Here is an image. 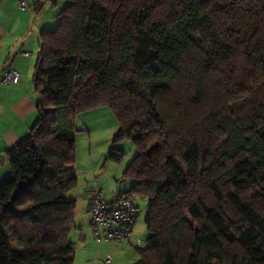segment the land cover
I'll list each match as a JSON object with an SVG mask.
<instances>
[{
    "label": "trees",
    "instance_id": "obj_1",
    "mask_svg": "<svg viewBox=\"0 0 264 264\" xmlns=\"http://www.w3.org/2000/svg\"><path fill=\"white\" fill-rule=\"evenodd\" d=\"M67 1L39 35L36 121L6 151L0 264H73L74 120L101 106L137 149L134 264H264V0Z\"/></svg>",
    "mask_w": 264,
    "mask_h": 264
},
{
    "label": "crops",
    "instance_id": "obj_2",
    "mask_svg": "<svg viewBox=\"0 0 264 264\" xmlns=\"http://www.w3.org/2000/svg\"><path fill=\"white\" fill-rule=\"evenodd\" d=\"M67 3V0H31L28 9L20 10L16 0H0V74L7 68H12L20 75L18 83H0V180L8 177L11 172L6 151L29 132L37 118L35 67L40 32L56 27L59 13ZM25 52L28 54H24ZM86 161L79 164L75 159L74 164L66 169L68 175H75L77 178V186L73 189L76 193L72 190L74 194L72 191V195L69 194L75 200L73 228L68 236L75 247L73 264H90L95 252L94 244L100 243L95 242L88 218L92 190H101L105 199L110 202L114 198L113 194L130 189L133 183L123 176L124 172L120 175L122 178L113 173L108 179L116 181L115 191L106 190V193L101 187L105 184L106 174L97 178L94 174L95 163H91L90 156ZM92 175L94 181L89 178ZM139 219L140 216L130 238L123 242L132 245L137 251L142 243L135 246L137 238L133 234ZM124 249L128 248L125 246ZM138 258L139 252L137 256L130 255L126 261L120 258L116 263L111 260L108 264H134Z\"/></svg>",
    "mask_w": 264,
    "mask_h": 264
},
{
    "label": "rangeland",
    "instance_id": "obj_3",
    "mask_svg": "<svg viewBox=\"0 0 264 264\" xmlns=\"http://www.w3.org/2000/svg\"><path fill=\"white\" fill-rule=\"evenodd\" d=\"M74 122L77 129L75 134L76 161L79 164L81 162H87L86 160H89L90 156L92 161L91 163H95V176L98 178L101 175L106 174V180L104 181L105 184H103L101 187L104 188L105 192L106 190L115 191L114 189L116 187V181H114L113 178L108 179V177H112V174L116 173L117 177L122 178L120 175L135 157L137 149L129 139H124L118 142L114 141L116 133L119 129V124L107 106H101L88 112H84L78 115ZM114 147L124 152V156L120 162H115L107 158L110 151ZM89 178H92L94 181L93 175ZM99 187L100 186H98V188ZM72 192H70L71 195ZM73 197H75V195H73ZM137 203L141 209V215L133 236L142 239V245L140 248H143L147 245V238L149 235V232L147 231V225L145 223L147 201L138 197ZM98 242L100 243L97 245L94 244L95 252L92 254L90 264H93V262H97V264H104L103 260L107 255H110L111 260L115 261L116 263L120 258L126 261L129 259L130 255L137 256L138 254V251L132 245H126L128 243L122 242L121 244L120 242L103 240ZM125 246L128 249H124Z\"/></svg>",
    "mask_w": 264,
    "mask_h": 264
},
{
    "label": "built area",
    "instance_id": "obj_4",
    "mask_svg": "<svg viewBox=\"0 0 264 264\" xmlns=\"http://www.w3.org/2000/svg\"><path fill=\"white\" fill-rule=\"evenodd\" d=\"M31 0H16L20 10L30 7ZM28 54V53H24ZM20 75L12 68H7L0 74V83L7 85L18 83ZM112 201H107L101 190L94 189L90 198L88 218L91 232L96 242L113 241L124 242L131 236L133 227L140 216L141 209L137 203V195L130 189L120 190L113 194ZM142 243L140 238L135 239L134 245ZM111 256L107 255L103 262L108 264Z\"/></svg>",
    "mask_w": 264,
    "mask_h": 264
}]
</instances>
